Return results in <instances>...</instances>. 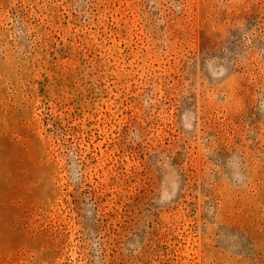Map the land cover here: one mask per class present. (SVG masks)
Masks as SVG:
<instances>
[{
    "label": "rangeland",
    "instance_id": "rangeland-1",
    "mask_svg": "<svg viewBox=\"0 0 264 264\" xmlns=\"http://www.w3.org/2000/svg\"><path fill=\"white\" fill-rule=\"evenodd\" d=\"M0 264H264V0H0Z\"/></svg>",
    "mask_w": 264,
    "mask_h": 264
}]
</instances>
